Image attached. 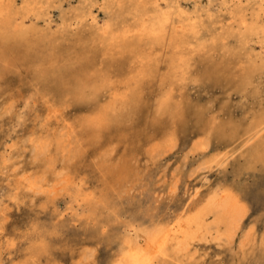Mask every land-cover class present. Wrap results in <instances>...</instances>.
<instances>
[{
    "label": "rangeland",
    "instance_id": "rangeland-1",
    "mask_svg": "<svg viewBox=\"0 0 264 264\" xmlns=\"http://www.w3.org/2000/svg\"><path fill=\"white\" fill-rule=\"evenodd\" d=\"M82 1L85 0H52L53 18L59 21L60 13L69 16ZM221 2L222 0H203L201 7L208 8L218 18L220 25L215 31V36L220 33V36H225L224 41L220 37V40L210 37L202 52L187 47L183 56L189 73L182 74L180 67L175 71L170 70L173 74V80L170 82L165 81L169 78L166 62L169 55L167 42L159 47V51L151 53L154 55L151 64L148 59L146 61L150 71L144 75L140 68L145 67V64L135 57L133 51L126 49V52L117 51L118 54L114 52V55L104 57L96 48H87L89 41L85 42L86 49L82 50L81 44L74 36L75 33H82L73 28V36L66 33L60 39L61 48L55 56L48 60L43 58L36 63L41 64V67L34 75L24 58L37 54L30 49L42 45L40 40L33 38L17 44L14 40L8 42V50H11L19 61L13 62L11 56L9 57L11 65L8 66V73L0 90V104L3 107L9 104L14 106L12 113L0 117V198L4 199L3 211H0V222L3 224L0 234V264H46L49 254L58 259L59 264H68V260L72 264L74 260L76 262V257H71L75 254L72 252L82 250H91L96 254V264H108L111 254L117 252L113 249L114 237L120 234L132 237L140 225L151 222H163L157 226H177L178 221L193 214L209 192L224 190L227 187L246 209L243 228L251 234V243L239 250L236 241L231 244L215 239L201 240L203 242L196 241L197 243L189 245L186 253V249L183 252L176 251L170 241L172 236L166 243L165 256L155 257L150 264H264V156H252L250 151L252 148L255 150L256 144L242 148L243 140L247 136L239 138L240 132L250 129L264 117V46L248 42L249 47H246V50L254 59L244 57L238 51L239 42L235 34H245L246 31L235 24L232 29L228 28L227 7L219 12L218 4ZM237 7L247 8L245 18L248 22L264 26V18L253 16L251 7H248L245 1L239 2ZM193 8V4L188 7L189 11ZM201 16L205 18L204 15ZM99 23L101 24V21ZM36 28L46 30L42 22H39ZM59 29L60 23H57L52 25L49 31L59 35ZM85 33L86 28L84 35ZM86 61V71L89 74L103 76L102 81H109L113 87L112 92L118 89L128 95V101H131L128 114L118 113V119H113L114 113H109L113 121L96 132L86 128L80 130L76 126L75 145H80L79 155H66V160L62 153L52 152L53 158L56 159L55 168L67 169L68 174L75 179L72 190L58 193L52 203L46 201L47 196L35 199L28 196H21L18 200L6 199L9 192L16 191L17 182L22 178L23 172L34 174L37 171L32 161L31 146L21 147L24 150L19 146L26 135L44 128L48 111L45 101L55 100L51 97L56 92L47 90L45 84L39 83L38 79L41 80L45 70H56L58 75H63L66 80L69 74H77L80 63ZM240 66H245V75L244 78L242 75L244 80L239 85ZM204 67L215 69L214 75L209 78L199 76L198 73ZM168 91L170 93L166 95ZM111 99L109 92L101 89L96 104L99 108L107 109ZM160 103L177 105L180 109L182 107L185 112L188 111V115L187 112L186 117L182 113L179 116L176 113L175 124L166 127L169 115L155 111ZM95 105L90 102L77 103L64 108L63 112L73 123L89 114L92 116ZM3 109L0 115L3 114ZM194 110L201 111L203 121L213 122L214 127H197L191 115ZM152 117H163L165 126L159 123L163 125L159 127V133L155 131V126L152 127L149 120ZM115 120L117 123H114ZM119 123L122 127L117 128ZM140 127L144 130L143 134H137ZM163 133L164 136L161 137ZM98 162L120 164L131 178L126 188L121 189L122 192L119 190V193L117 191L105 197L95 192L94 205L77 206L72 199L75 188L84 193L98 190V175L89 171ZM90 176L92 178H89ZM96 205L99 206L94 211ZM101 216L107 217V221L100 222ZM169 228L172 230L170 234H173L175 229ZM49 231L51 232L48 233ZM33 251L36 256H33ZM120 254L118 252L115 255L118 257Z\"/></svg>",
    "mask_w": 264,
    "mask_h": 264
},
{
    "label": "bare ground",
    "instance_id": "bare-ground-1",
    "mask_svg": "<svg viewBox=\"0 0 264 264\" xmlns=\"http://www.w3.org/2000/svg\"><path fill=\"white\" fill-rule=\"evenodd\" d=\"M241 1H245V4H247L248 7H251L253 16L257 18L262 16L264 18V0H222V2L218 4L219 12L223 11L225 7H227V25L229 29H232L233 24H235L238 28L245 29V34H235L239 42L238 51L241 52L244 57L254 59L252 54L246 50V47L248 49V42H256L258 44L260 43L259 45L264 46V26L253 24L246 20L245 15L247 8L237 7V4ZM202 3L203 0H85L82 1L78 7L70 13L69 16L64 13H60L58 21L53 18L52 0H0V90L8 73V66L11 65L9 57L11 56L13 62L19 61V58H16L11 50H8L7 44L10 40H14L16 44L18 42L22 43L23 41L27 42L33 38L40 40L42 45L40 44V46H33V48L30 49L37 54L29 58H24L27 65L32 70V74L34 75L38 71L37 69H40L41 67V64L36 63L43 58L44 60H48L51 58V56H55L54 54L59 52L61 48L60 39L63 38L66 33L70 34L69 36H73L71 34L73 29L82 33H75L74 35L75 38H77V41H79L81 44L82 50L86 49L85 42L89 41L90 43L87 45V48L89 50H94L96 48L104 57L112 56L115 53L118 54L117 51L119 53L126 52V49L131 52L133 51L135 53V57H137L140 62L145 64V67L140 68L143 75L147 71H150V67L146 66L147 59L151 64L153 60L152 57L154 56L153 54L159 51V47L161 45L163 46L164 42L165 44L167 42L169 55L166 62L169 67V71L167 73L169 78H166L165 81H172L173 74L170 73V70L175 71L179 67L180 72L184 75H187L189 72L187 71L185 58L183 56L187 50L186 48L188 47L189 49H194V51L202 52L204 48H206V43L208 42L207 39H210V37L215 40L220 37L222 41H224L225 37L220 36V33V35L218 34L215 36V31L217 30L218 25H220V21L210 12L211 10L201 7ZM190 4H193L194 8L189 11L188 7ZM201 15H204L205 18ZM100 21L101 24L99 23ZM39 22L44 23L46 30H39L36 28V25H38ZM57 23H60V34L54 35L49 31V29L52 25H56ZM87 23L89 24L87 25ZM82 28L87 29V33H85V35L84 29L82 30ZM252 37H254L256 40ZM167 39H169L170 42H168L169 40ZM151 53L153 54L151 55ZM29 54L31 55V53ZM45 62L51 63L50 61ZM81 63L80 67L77 69L78 73H71L72 75L69 74V76L66 77V80L63 75H58L59 73L56 70H45L42 74L41 80L38 79V81H40L39 83L45 84L47 90H53L56 92V94L51 97H54L55 100H52V102H50L49 99L45 101L48 105V111L45 117L46 124L43 126L44 128L39 131H33L32 133L26 135L20 142L22 145L20 144L19 146L20 148L24 147L25 145L31 146V152L33 153L32 161H34L37 171L34 174H26V172H23L22 178H20V180L17 182L18 184L16 191L14 193L9 192L6 196V199L11 198L18 200L21 196H28L35 199L39 196H47L46 201L52 203L58 193L72 190L75 186V179L71 177L70 174H68L67 169L57 170L55 168L56 159L53 158L52 152L62 153L63 158L66 160V155H79L80 145H75V142H77V140L75 141L77 134L74 128H76V126L80 130L86 128L96 132V130L98 131L99 129H102L105 124L113 121V119H118L116 118L118 113H121V115L128 114V109L131 107V101H128V95L125 92H120L118 89H115L116 91L112 92L113 87L109 81H102L103 76L89 74L86 71L88 67V61H86V63ZM237 64L240 65V62ZM222 67L227 68L226 65H222ZM244 67L245 66L238 67L240 68L238 70H240L239 73L241 74L240 76L237 74L239 76V85L242 84V80H244L242 79V75L243 78L245 75V72L243 71ZM213 70L215 71V69H207L204 67L200 70L201 73L199 72L198 75H201L202 78H209L210 76L214 75ZM219 71H221V68ZM223 78L225 80L227 79L225 76ZM101 89H105L112 96L110 105L108 107L106 106L107 109L103 107L99 108L96 104V102L98 103L97 97ZM169 93L170 91H168L166 95H169ZM69 96H79L84 102H90L93 105L96 104L94 106L95 111L91 114H102V126L89 127L85 125L83 119L79 121L76 120L74 122L72 121L73 123H71L68 117L64 115L63 110L61 111L57 107V104L61 100ZM2 108H4L3 114L1 113L0 117L3 115H8L14 111V106L12 104L5 105L4 107L2 104H0V111ZM50 108L51 118H49ZM155 111L158 113H163L164 115H169V119L165 123L166 127L175 124L177 115L179 116L182 113L186 117V112L188 115V111L185 112L184 108L181 107L180 109L177 105L172 106L165 103L157 104ZM109 113H114L113 119ZM191 115L194 117L197 127H214L213 122L205 123L203 121V115L201 111L194 110L192 111ZM90 116L91 115L89 114V116H86L85 118ZM149 120L152 123V127L155 126V131L158 133L160 129L159 127L163 125L165 126V124H163V117L160 119L152 117V119ZM114 123H117L116 120ZM121 123H119L117 128L122 127ZM159 123H162L163 125H159ZM143 133L144 130L140 127L137 134ZM162 135L164 136V133L161 134V137ZM245 136H247V138L243 140L242 148L255 143V150L252 148V151H250L252 156H264V117L263 119H259L258 122H255L250 129L239 133V138H243ZM210 144L213 143L210 142ZM21 149L24 150V148ZM0 153H2V151ZM89 171L98 175L99 185L96 186L94 184L98 190H91L92 192L89 191L88 193H84L80 189L75 188L72 192V199L77 206L94 205V202H96L94 201L95 192L102 195V197L108 196L110 193H115L117 191L119 193V190L121 191L122 188H126L127 183L129 182L128 180L131 178V175L126 174V171L123 170V167L120 164L113 165L98 162V164L93 166V168H90ZM91 176L89 178H92ZM113 182L116 184L113 185ZM216 188L218 187L216 186ZM128 189L129 188H127V191H129ZM112 190L114 191L112 192ZM187 190L189 191L188 188ZM185 197L184 199H186ZM3 202L4 199L0 198V211H3ZM96 206L94 207V211L95 208L98 209V206ZM176 207H178V205ZM245 214L246 209L243 205H241L238 198L234 195V192L230 188L227 187L224 190L216 189L209 192L203 198V202L194 210L192 215L190 214V217L186 219L184 218L185 220H181L180 222L178 221L177 226L176 224L174 226L170 224L171 226L169 227L175 229H173V234H170L172 230L168 226H157V224H161L163 222L157 223L154 221L156 224L151 222L148 224H143V226L140 225V228L133 233L132 237L126 236L124 234L114 237L112 239L114 241L113 249H116V253L119 252L121 254L118 255V257L115 255L116 253L111 254L108 264H113V262L117 260L121 261V264H150V262L155 257L165 256L166 243L172 236L173 237L170 241L177 252H183L186 248H188L189 245H192L196 241H199L200 243L201 240L205 241L212 239H215V241H224V243L231 244L236 241L238 249L241 250L251 243V234L249 235V233L246 230L244 231L243 228ZM107 219V217L101 216L99 221L104 222L107 221ZM2 228L3 224L0 222V234L2 232ZM50 232L51 231L48 233ZM30 242L31 241H29V243ZM35 243H37V240L34 242V245ZM31 245H33V243ZM172 246H170V248ZM42 252L40 251V253ZM29 253L31 252L29 251ZM34 253L33 256H36L37 254L35 253L34 255ZM73 253L75 254L71 257L73 258L75 256L76 262L74 260L75 263L72 262V264H96V254H94L91 250H82L80 252H72V254ZM11 261L13 260L11 259ZM59 262L60 261L52 257L51 254L47 256L46 264H59ZM68 262L71 264V261L68 260Z\"/></svg>",
    "mask_w": 264,
    "mask_h": 264
},
{
    "label": "snow or ice",
    "instance_id": "snow-or-ice-1",
    "mask_svg": "<svg viewBox=\"0 0 264 264\" xmlns=\"http://www.w3.org/2000/svg\"><path fill=\"white\" fill-rule=\"evenodd\" d=\"M83 102H84L83 99L80 98L79 96H69V97H66L65 99L61 100L57 104V107L62 111L64 108H66L70 105H74L77 103H83ZM49 110H50L49 118H51V108ZM101 116H102V114L97 113V114L92 115L88 118H81V119H83V122L85 123V125H87L89 127H100V126H102ZM105 231H107V229H105ZM113 264H121V261H119V260L114 261Z\"/></svg>",
    "mask_w": 264,
    "mask_h": 264
}]
</instances>
